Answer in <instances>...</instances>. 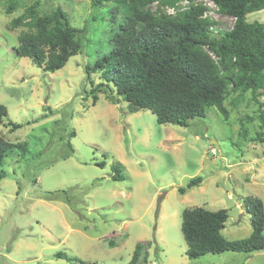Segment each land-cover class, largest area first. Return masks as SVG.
Returning a JSON list of instances; mask_svg holds the SVG:
<instances>
[{
    "label": "rangeland",
    "instance_id": "374dc122",
    "mask_svg": "<svg viewBox=\"0 0 264 264\" xmlns=\"http://www.w3.org/2000/svg\"><path fill=\"white\" fill-rule=\"evenodd\" d=\"M36 1L41 13L60 7L87 29L81 51L54 72L16 51L28 26L11 22ZM196 4L207 7L215 33L233 27L235 18L210 0L156 1L145 9L178 15ZM129 16L127 3L116 0H0V103L9 111L0 134L28 144L2 166L0 264H70L59 251L127 264L138 242L148 252L144 264H264V250L190 258L181 228L186 208H226L225 237L251 235L244 198L264 202V91L257 98L250 90L231 93L228 117L210 106L187 126L159 123L149 109L130 112L127 101L114 104L105 91L94 104L91 89L101 73L88 75L87 66L111 49ZM247 19L264 22V9ZM115 164L123 179L113 178ZM196 176L203 182L181 194Z\"/></svg>",
    "mask_w": 264,
    "mask_h": 264
},
{
    "label": "trees",
    "instance_id": "16d2710c",
    "mask_svg": "<svg viewBox=\"0 0 264 264\" xmlns=\"http://www.w3.org/2000/svg\"><path fill=\"white\" fill-rule=\"evenodd\" d=\"M102 1L93 0L96 5ZM116 1L127 3L131 16L119 26L111 49L87 66L88 75L101 73L102 81L91 89L94 104L99 100L97 93L105 91L114 104L121 99L127 101L130 112L149 109L159 123L187 126L191 120L205 117L210 106L228 117L225 100L231 93L250 90L257 98L264 91V22L247 19L249 13L264 9V0H210L221 14L235 18L233 27L216 33L214 22L204 16L207 7L202 4L192 5L178 15H155L145 9L148 4L158 1L175 5L184 0ZM38 7L36 1L12 20L13 28L28 26L19 36L16 51L45 71L54 72L81 51L87 29L74 26L60 7L46 13ZM8 112L7 106L0 103V125ZM245 132L243 129L242 135ZM69 146L73 149L71 143ZM17 149L27 151V142L13 143L0 134V180L6 176L2 168L5 157ZM114 167L113 178L123 179L116 164ZM203 180L202 176L193 177L178 190L185 194ZM244 207L251 215L253 230L250 236L237 240L223 233L228 209L186 208L181 228L187 255L198 258L228 250L248 254L264 250V202L249 195L244 198ZM55 255L70 264H101L64 251ZM147 256L144 245L138 242L127 264H144Z\"/></svg>",
    "mask_w": 264,
    "mask_h": 264
},
{
    "label": "built area",
    "instance_id": "2783aa9c",
    "mask_svg": "<svg viewBox=\"0 0 264 264\" xmlns=\"http://www.w3.org/2000/svg\"><path fill=\"white\" fill-rule=\"evenodd\" d=\"M184 1L187 2V3L189 2L188 0H184ZM211 4H213V6H215V7H217L216 4L213 1H211ZM217 9H218V7H217Z\"/></svg>",
    "mask_w": 264,
    "mask_h": 264
}]
</instances>
